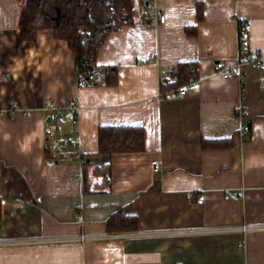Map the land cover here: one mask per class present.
I'll list each match as a JSON object with an SVG mask.
<instances>
[{"label": "crops", "instance_id": "obj_1", "mask_svg": "<svg viewBox=\"0 0 264 264\" xmlns=\"http://www.w3.org/2000/svg\"><path fill=\"white\" fill-rule=\"evenodd\" d=\"M147 2L165 24L147 23ZM25 3L0 0V240L118 234L108 227L118 213L138 227L108 240L0 248V264H264L262 231L175 233L264 224V68L235 65L239 20L250 21L264 56V0H133L132 21L98 53L94 81L52 31L22 40ZM182 63L199 68L186 96L163 89L165 71ZM75 100L81 134L52 123L49 139L46 103ZM119 125L143 127L144 153L97 154L100 128Z\"/></svg>", "mask_w": 264, "mask_h": 264}, {"label": "trees", "instance_id": "obj_2", "mask_svg": "<svg viewBox=\"0 0 264 264\" xmlns=\"http://www.w3.org/2000/svg\"><path fill=\"white\" fill-rule=\"evenodd\" d=\"M133 0H115L112 12L109 0H26L21 11L19 29L22 40L26 43H36L38 33L50 30L56 39L68 42L71 51L76 56L77 69L84 81L93 66H97L98 53L109 32L118 27L130 24L132 21ZM124 13L128 14L124 18ZM109 17V22L106 18ZM92 32L86 36V31ZM193 63L178 65V82L163 83L164 90H172L197 79ZM106 82L109 85L118 84L117 75L113 74ZM248 132H246L247 135ZM98 155L112 159L120 154L144 153L146 151L145 130L140 126H105L98 135ZM111 162L96 166L99 174L110 172ZM85 191L87 187L85 186ZM4 220L3 202L0 191V223ZM110 232H131L137 230V218L118 213L108 221Z\"/></svg>", "mask_w": 264, "mask_h": 264}, {"label": "built area", "instance_id": "obj_3", "mask_svg": "<svg viewBox=\"0 0 264 264\" xmlns=\"http://www.w3.org/2000/svg\"><path fill=\"white\" fill-rule=\"evenodd\" d=\"M109 5L114 12L115 0H109ZM146 9L148 10L147 15V23L152 26L153 28H158L159 25L165 24L167 21V16L163 13V11L157 7V5L152 4L151 2H147ZM124 18L128 17L127 13H124ZM238 22V59L236 62V66L238 68H242L246 65H252L259 69L264 68V56L262 55L261 51L255 48L250 40V21L247 19L239 20ZM91 36L92 32L90 30L86 31V36ZM217 68L219 69L220 73L224 78H229L231 76L230 68L223 62H217ZM100 69L97 66H93L90 71L88 72L85 78L89 81H94L96 79L97 74L99 73ZM199 71L198 67L193 68V72L197 73ZM84 79V76L81 77ZM163 79L166 82L174 83L178 82L179 80V70L178 67L175 68H168L165 73L163 74ZM196 79H192L191 82L188 84L182 85L176 90L178 91L179 95L186 96L190 91V84L196 82ZM243 101H245L248 97V93L243 91ZM242 108V107H241ZM81 110L82 105L79 100H75L68 106H59L55 101H49L46 103L44 107V111H51L54 112V116H51V120L47 124L46 135L49 139H56L57 134L55 128L52 127V123L56 125H61L63 122H69L72 127L74 128L75 134H81ZM243 110V108L241 109ZM244 135H246V131H243ZM71 144V143H70ZM54 154L59 156L62 154V151L59 148L54 150ZM65 161L64 157L59 159V162L63 163ZM90 161L84 157L81 160L82 165H87ZM153 168L155 172H161V164L158 161L153 162ZM252 231H262L264 232V224H244V225H237V226H223V227H209V228H195L194 230H180L175 232L176 234H194L195 233H202V234H209V233H238L241 232L243 234H247ZM120 234V233H118ZM117 233H108L105 235H79V237H66L58 238V237H51V238H22V239H8V240H0V248H8V247H16V246H37V245H51V244H61L65 242H84V241H94V240H108L114 238H121L118 236ZM144 236H148L144 234Z\"/></svg>", "mask_w": 264, "mask_h": 264}, {"label": "water", "instance_id": "obj_4", "mask_svg": "<svg viewBox=\"0 0 264 264\" xmlns=\"http://www.w3.org/2000/svg\"><path fill=\"white\" fill-rule=\"evenodd\" d=\"M106 22H107V23L109 22V17L106 18ZM49 120H51V118H50Z\"/></svg>", "mask_w": 264, "mask_h": 264}]
</instances>
